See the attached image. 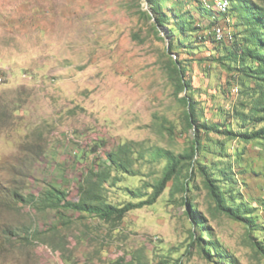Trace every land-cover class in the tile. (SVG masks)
<instances>
[{
  "label": "rangeland",
  "instance_id": "rangeland-1",
  "mask_svg": "<svg viewBox=\"0 0 264 264\" xmlns=\"http://www.w3.org/2000/svg\"><path fill=\"white\" fill-rule=\"evenodd\" d=\"M161 1L170 17L164 24L148 0H0V264H126L138 252L147 264H221L203 253L206 241L193 243L196 228L183 195L206 217L211 239L239 264H264L250 242L264 241V230L249 235L245 223L216 213L199 173L191 192L173 195L170 181L154 204L130 210L115 225L89 212L21 200L50 188L78 200V185L96 161L135 141L139 174L114 169L117 179L104 194L118 206L137 202L146 195L134 198L130 191L148 195L166 163L149 151L179 154L197 136L205 148L196 160L226 169L221 184L256 207L264 225V141L225 134L240 129L235 109H245L241 102L249 104L251 94L217 59L223 51L207 28L213 17L201 9L204 1L218 12L215 0ZM175 11L185 13L193 30L178 34L183 42L169 52ZM217 23L245 33L236 12L219 14ZM170 55L191 63L200 121L219 123V132L197 133L186 124L179 97L187 91L176 93Z\"/></svg>",
  "mask_w": 264,
  "mask_h": 264
},
{
  "label": "trees",
  "instance_id": "trees-1",
  "mask_svg": "<svg viewBox=\"0 0 264 264\" xmlns=\"http://www.w3.org/2000/svg\"><path fill=\"white\" fill-rule=\"evenodd\" d=\"M152 12L156 15V22L164 24L169 20V16L162 11L161 0H148ZM215 8V7H214ZM202 13L210 15L211 20L207 28H212V39L219 46L223 55H220V62H228L227 68L239 78L242 85V92L251 94V101L246 104L241 102V107L245 109H235L241 119L240 129H227L225 134L229 137H237L244 141H264V6L254 0H230V8L224 12L218 7L216 12L206 6L204 1L201 4ZM236 12L242 24L245 26L243 36L237 31H230L223 24H218V15H229ZM174 26L170 27V31L174 34V38L169 43L168 50L172 52L183 41L181 35L188 30H193L191 23L187 19L185 13L180 11L174 12ZM220 29V32L218 31ZM229 43V44H228ZM176 50V49H175ZM229 60V61H228ZM191 63L180 58V56H169L168 72L173 81L176 93L182 91L187 93L179 100L185 106V122L186 124L198 132L205 133L219 132L220 127L217 122L200 121L197 112V100L193 95V81L190 73L192 71ZM234 89L239 90L238 86ZM199 135V134H198ZM137 143L135 141H127L112 147L106 152L105 159L96 161V167H91L83 180L79 183L78 200L68 199L67 192L62 189H48L43 192L40 197L34 195H22L21 200L32 204L37 200V206L43 208H66L73 211H85L99 216L101 219L111 222L114 225L121 222L127 212L135 208H141L145 205L154 204L162 195L170 181L172 184V194L177 192L189 193L193 189V181L199 173L203 178V183L208 190V194L212 201L213 210L221 213L231 219L241 221L248 227L250 231L264 230V225L259 223L256 217V207L251 206L242 199L241 193L233 194L232 188L226 189L221 180L228 176L226 169L215 170L211 165L196 160L195 156L202 152L205 145L202 139L194 137L190 146L183 152L176 154L170 149L163 147H155L149 151L152 159H165L166 163L162 169V173L154 183L149 184L152 188L149 194H144L142 190H131L130 194L134 198L140 199L137 202L128 201L118 206L109 203L104 194L105 184L112 178V184H115L116 175L112 176L115 169L130 175L139 174V169L135 168L134 153L137 152ZM97 146H99L97 144ZM147 149H142L141 156L145 157ZM40 198V199H38ZM182 199L186 204V214L191 220L194 228L200 230L201 233L196 235V230H192L193 243L199 240L206 241V245L202 246V251L209 258L212 253L219 257L221 264H239L238 259L223 249L218 239H211L209 227L206 224V217L200 208L187 195H183ZM208 239L205 237V235ZM255 250L264 257V241L258 237L250 239ZM211 260V259H210ZM169 264L162 260L161 264ZM124 264V263H118ZM126 264H147L141 259L140 253L134 256L129 263ZM180 264V263H175Z\"/></svg>",
  "mask_w": 264,
  "mask_h": 264
},
{
  "label": "bare ground",
  "instance_id": "bare-ground-1",
  "mask_svg": "<svg viewBox=\"0 0 264 264\" xmlns=\"http://www.w3.org/2000/svg\"><path fill=\"white\" fill-rule=\"evenodd\" d=\"M217 7L221 10L226 12L230 8V0H215ZM219 12V11H218ZM220 13V12H219ZM220 32V29H218ZM0 81H1V73H0Z\"/></svg>",
  "mask_w": 264,
  "mask_h": 264
},
{
  "label": "built area",
  "instance_id": "built-area-1",
  "mask_svg": "<svg viewBox=\"0 0 264 264\" xmlns=\"http://www.w3.org/2000/svg\"><path fill=\"white\" fill-rule=\"evenodd\" d=\"M219 1V0H218Z\"/></svg>",
  "mask_w": 264,
  "mask_h": 264
}]
</instances>
